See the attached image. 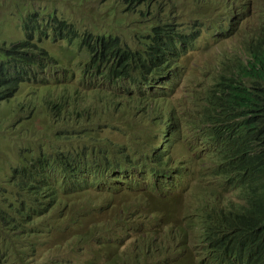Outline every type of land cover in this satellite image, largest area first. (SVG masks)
<instances>
[{
  "label": "trees",
  "instance_id": "16d2710c",
  "mask_svg": "<svg viewBox=\"0 0 264 264\" xmlns=\"http://www.w3.org/2000/svg\"><path fill=\"white\" fill-rule=\"evenodd\" d=\"M196 1L203 8L214 2L226 5L232 15L229 24L221 20L210 25L203 17L190 25L177 23L185 5L181 0H121L129 13L144 9L152 15L149 30L138 28L131 44L118 35L80 30L54 13L49 21L39 17L38 9L23 17L25 39L0 46V103L25 83L43 82L52 72L55 82L62 79L63 59L56 60L45 48V37L73 44L89 61L82 55L80 62L75 60L80 83L72 90L31 95L54 126L45 150L35 154L25 148L20 165L0 186V200L6 201L0 210V239L7 240L10 232L54 231L50 220L55 210L67 220L73 208L57 200V190L101 191L110 175L130 185L143 172L158 183L166 174L195 170L201 156L200 165L218 183L221 199L212 204L202 199L197 213L182 219L170 213L178 204L168 213L157 208L150 218L126 206L116 209L129 235L130 228L139 235L149 232L147 241L137 236L142 250L130 252L127 264H169V255L179 264H264V0ZM239 20L240 38L224 45ZM203 28L214 29L217 39L200 47L196 37ZM195 49L210 50L214 57L204 73L200 68L203 82L185 89L193 102L179 115L181 104H172L167 96L178 87L171 83L185 80L181 56ZM31 102L26 109L36 116ZM119 113L135 119L115 124L111 116ZM183 118L201 147L184 146ZM149 119L159 125V143L151 151L146 131L134 125ZM140 220L155 226L131 227ZM194 240L204 248L193 251ZM10 255L0 253V264Z\"/></svg>",
  "mask_w": 264,
  "mask_h": 264
},
{
  "label": "rangeland",
  "instance_id": "374dc122",
  "mask_svg": "<svg viewBox=\"0 0 264 264\" xmlns=\"http://www.w3.org/2000/svg\"><path fill=\"white\" fill-rule=\"evenodd\" d=\"M181 1L185 5L179 9L175 21L182 25L188 23L190 25L193 20L203 17V21H208L210 25H213L211 22L224 20L226 26L232 18L226 5L214 2L209 7L203 8L196 5V0ZM36 9L40 11L39 17L44 16L43 20L49 21L54 13L58 18L66 17L73 21L80 30L118 35L131 44H133L134 32L140 27L149 30V22L153 21L152 15H146L144 9L133 13L127 12L125 3L121 0H0V46L25 39L23 17H28V14ZM141 10H143L142 14ZM240 21L236 23L235 33L222 40L224 45H231L232 40L240 38ZM191 31L196 32L194 29ZM44 39L45 48L54 58L63 59L60 60L62 65L59 69L62 79L55 82L56 78L50 77L52 72L43 77L44 83L40 81L25 83L11 103L0 105V186L2 187L6 185L9 171L20 163V155L24 154L25 148H32L37 154L40 150H45L43 146L47 141L50 142L47 136L53 129L54 123L51 118L43 116L42 111L36 116L30 114L29 109H26L30 99L33 113L39 110V104L31 95L33 93L48 95L53 91L58 92L60 88L62 92L72 90L73 86L80 83L75 60L80 62L82 55L84 60L89 61L87 54H81L73 44L62 42L61 39L52 35ZM216 39L214 29L203 28L197 33L196 43L204 47ZM213 57L214 53L207 49L190 50L181 56V63L187 70L184 75L185 80L178 84L171 83V86L178 87H175L167 96L172 104H181L178 107L179 115H184L186 105L192 106L190 103L193 102L188 95L185 96V89L190 88V85L203 82L201 72L202 70L203 73L205 72V64ZM69 77L72 79L69 80ZM39 89H41L40 92ZM85 92L87 94L89 91ZM134 119L132 114L119 113L113 114L110 120L120 124L130 123ZM148 122H135L134 125L139 131H146L144 138L149 143L148 150L151 151L159 143V125L150 123V119ZM181 123L184 146L201 147V144L195 143L194 133L188 130L184 118ZM133 153L137 155L136 152L133 151ZM201 159V156L196 157L195 170L166 174L158 183H154L153 178L143 172L142 176L138 174L132 177L130 185L116 182L119 179L115 175H110L106 177L101 191L88 187H79L65 192L57 190V200L73 208L67 220L64 216L60 217L59 211L55 210L50 220L54 231L48 227L32 235L10 232L7 240L13 244L0 239L1 255L4 256L7 252L11 254L2 264L129 263L130 252L142 250V243L136 242L137 236L147 241L149 232L145 231L146 235H139L130 228L132 234L129 235L116 209L120 210L126 206L130 212L139 210L142 215L150 218L157 208L166 210L168 213L175 204H178L179 207L171 210L170 213L174 215L172 218L182 219L189 214L197 213L196 208L202 199H206L209 204H212L214 200L218 201L221 199L218 197L220 187L201 167ZM173 166L174 161L170 168ZM92 180L94 178L90 181ZM134 181H138V184ZM111 191L114 195H110ZM166 201L170 202L167 207L164 206ZM5 205L6 201L0 200V210ZM185 206L188 207V211H185ZM139 222H132L131 227L149 229L153 226L147 222L142 223L143 220ZM190 246L193 251L204 248L203 244L197 240L191 242ZM169 257L171 258L169 264H179L171 255Z\"/></svg>",
  "mask_w": 264,
  "mask_h": 264
},
{
  "label": "clouds",
  "instance_id": "9594fccd",
  "mask_svg": "<svg viewBox=\"0 0 264 264\" xmlns=\"http://www.w3.org/2000/svg\"><path fill=\"white\" fill-rule=\"evenodd\" d=\"M20 91V90H19ZM19 91L16 93V94H13V96L11 97V99L9 100V101H6V102H2V103H0V105H5V104H7V103H11L12 101H13V99L16 97V95L19 93ZM39 92L41 91V89L40 90H38ZM39 94V93H38ZM33 109V108H32ZM39 112H41V109H40V107H39V110L37 111V113H39ZM31 114V113H30ZM46 117H47V115H45ZM21 163V162H20ZM20 163L19 164H17V165H20ZM15 167V166H14ZM13 167V168H14ZM12 170V169H11ZM9 176V175H8ZM56 211H59V210H56ZM119 214V213H118ZM60 216V215H59ZM62 216H64V218H65V215H61L60 217H62ZM189 216H194V215H192V214H189V215H187L186 217H189ZM46 219V218H45ZM144 222H147V223H150L149 221H143L142 223H144ZM132 223V222H131ZM130 223V224H131ZM151 225H153V226H155V223L153 222V223H150ZM156 224L158 225V222L156 221ZM142 225V224H141ZM142 235V234H141Z\"/></svg>",
  "mask_w": 264,
  "mask_h": 264
}]
</instances>
